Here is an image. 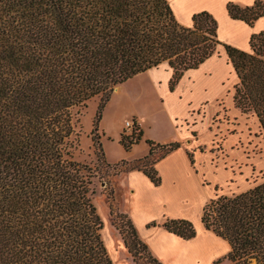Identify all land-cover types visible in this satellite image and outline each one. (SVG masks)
<instances>
[{"label": "trees", "instance_id": "trees-1", "mask_svg": "<svg viewBox=\"0 0 264 264\" xmlns=\"http://www.w3.org/2000/svg\"><path fill=\"white\" fill-rule=\"evenodd\" d=\"M227 10L253 25L264 16V0L229 1ZM192 20L182 24L169 0H0V264H114L95 203L98 186L108 187L127 165L158 185L156 162L180 147L148 139L144 157L106 159L97 136L104 108L135 75L166 62L175 84L223 47L240 77L236 105L255 111L264 131V30L252 34L245 51L219 39L211 12ZM95 99L93 142L102 154L87 162L79 158L80 115ZM137 137L120 141L130 150L141 128ZM202 221L230 245L213 264H264V180L212 198ZM161 224L185 239L197 233L188 219ZM129 227L117 222L133 260L162 264L131 219Z\"/></svg>", "mask_w": 264, "mask_h": 264}, {"label": "rangeland", "instance_id": "rangeland-1", "mask_svg": "<svg viewBox=\"0 0 264 264\" xmlns=\"http://www.w3.org/2000/svg\"><path fill=\"white\" fill-rule=\"evenodd\" d=\"M215 18L219 25V19ZM178 20L188 25L182 19ZM245 51H251V48ZM172 79L173 70L163 62L118 85L104 108L97 133L106 159L117 163L129 158L133 152L143 153L148 147V139L141 137L132 145L133 150H127L119 135L122 126V135L130 136L125 131V124L141 119L145 135L151 140L180 145H186V139L193 140L198 156L194 164L201 163L205 182L209 183L206 189L213 194L212 198L245 191L264 180V131L255 111H243L236 105L235 87L240 77L226 50L220 47V53H215L198 68L184 72L175 84ZM99 102V99L91 101L80 115L79 158L87 162L96 161L102 154L100 146H94L92 133ZM159 154L157 147L151 160H156ZM127 166L119 167L121 172L111 178L108 187L99 185L95 196L103 220L102 236L114 264H137L117 228V222L127 231L130 228L126 210L130 190L124 182ZM223 250L225 252L219 258L230 251L227 241L225 247L216 248L215 252Z\"/></svg>", "mask_w": 264, "mask_h": 264}, {"label": "crops", "instance_id": "crops-1", "mask_svg": "<svg viewBox=\"0 0 264 264\" xmlns=\"http://www.w3.org/2000/svg\"><path fill=\"white\" fill-rule=\"evenodd\" d=\"M229 1L244 6L253 4L255 0H169L177 18L188 25L192 24L194 13L203 10L212 12L220 21L219 38L240 49L250 50L252 34L264 30V16L253 25L242 19L232 18L227 10ZM137 121L141 124L142 138L150 139L145 135L141 119ZM119 130L121 138L123 127L120 126ZM186 140V145L181 144L156 162L155 167L161 176L160 184H155L142 170L126 172L124 182L130 190L126 210L140 239L162 263L213 264L225 252H215L216 248L225 247V239L207 229L202 221L204 206L213 194L206 189L209 183L205 182L204 173L200 169L201 163L197 166L194 164V159L198 158L195 143L191 139ZM149 149L148 144L143 153L133 152L127 159L141 157ZM166 218L192 221L197 231L196 236L185 239L170 232L161 224Z\"/></svg>", "mask_w": 264, "mask_h": 264}, {"label": "built area", "instance_id": "built-area-1", "mask_svg": "<svg viewBox=\"0 0 264 264\" xmlns=\"http://www.w3.org/2000/svg\"><path fill=\"white\" fill-rule=\"evenodd\" d=\"M137 125L138 123L136 122V120L127 121V123L125 124L126 133L129 134L132 138L137 137L140 132V128Z\"/></svg>", "mask_w": 264, "mask_h": 264}, {"label": "bare ground", "instance_id": "bare-ground-1", "mask_svg": "<svg viewBox=\"0 0 264 264\" xmlns=\"http://www.w3.org/2000/svg\"><path fill=\"white\" fill-rule=\"evenodd\" d=\"M118 88L115 89V91L117 90Z\"/></svg>", "mask_w": 264, "mask_h": 264}, {"label": "water", "instance_id": "water-1", "mask_svg": "<svg viewBox=\"0 0 264 264\" xmlns=\"http://www.w3.org/2000/svg\"><path fill=\"white\" fill-rule=\"evenodd\" d=\"M116 88H117V87H116ZM116 88H115V89H116Z\"/></svg>", "mask_w": 264, "mask_h": 264}]
</instances>
